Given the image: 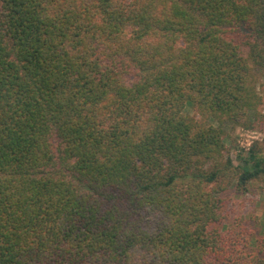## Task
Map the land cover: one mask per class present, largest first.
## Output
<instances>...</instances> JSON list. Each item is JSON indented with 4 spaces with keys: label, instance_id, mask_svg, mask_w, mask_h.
I'll return each instance as SVG.
<instances>
[{
    "label": "trees",
    "instance_id": "obj_1",
    "mask_svg": "<svg viewBox=\"0 0 264 264\" xmlns=\"http://www.w3.org/2000/svg\"><path fill=\"white\" fill-rule=\"evenodd\" d=\"M262 78L264 0H0V264H264Z\"/></svg>",
    "mask_w": 264,
    "mask_h": 264
},
{
    "label": "rangeland",
    "instance_id": "obj_2",
    "mask_svg": "<svg viewBox=\"0 0 264 264\" xmlns=\"http://www.w3.org/2000/svg\"><path fill=\"white\" fill-rule=\"evenodd\" d=\"M263 81V78L259 79V82L262 83ZM263 88L261 86L259 87V89L261 90V95L264 97ZM258 111L261 112V114L258 121L253 127L236 126L234 129H232L231 127L227 129L228 133L225 137V143L228 148L227 153L228 155H230L235 164L238 163V154L241 151H247L248 148L251 147L254 143L261 142L262 147L264 148V104H262L258 108ZM185 112L190 115L194 113L191 106H186ZM260 192L261 191H257L255 189L254 191L248 192L243 195L241 197V200L244 201V210H246V212H250V210L252 209L258 216L263 218L264 194H261Z\"/></svg>",
    "mask_w": 264,
    "mask_h": 264
},
{
    "label": "built area",
    "instance_id": "obj_3",
    "mask_svg": "<svg viewBox=\"0 0 264 264\" xmlns=\"http://www.w3.org/2000/svg\"><path fill=\"white\" fill-rule=\"evenodd\" d=\"M250 148V147H249Z\"/></svg>",
    "mask_w": 264,
    "mask_h": 264
}]
</instances>
